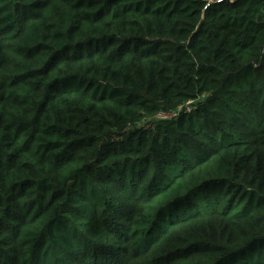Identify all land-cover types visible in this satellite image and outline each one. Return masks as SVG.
Masks as SVG:
<instances>
[{
	"label": "trees",
	"instance_id": "trees-1",
	"mask_svg": "<svg viewBox=\"0 0 264 264\" xmlns=\"http://www.w3.org/2000/svg\"><path fill=\"white\" fill-rule=\"evenodd\" d=\"M133 263L264 264V0H0V264Z\"/></svg>",
	"mask_w": 264,
	"mask_h": 264
},
{
	"label": "built area",
	"instance_id": "built-area-1",
	"mask_svg": "<svg viewBox=\"0 0 264 264\" xmlns=\"http://www.w3.org/2000/svg\"><path fill=\"white\" fill-rule=\"evenodd\" d=\"M191 102H188L187 104V112H191ZM160 118H171V117H175L176 116V113H160L158 115Z\"/></svg>",
	"mask_w": 264,
	"mask_h": 264
},
{
	"label": "rangeland",
	"instance_id": "rangeland-1",
	"mask_svg": "<svg viewBox=\"0 0 264 264\" xmlns=\"http://www.w3.org/2000/svg\"><path fill=\"white\" fill-rule=\"evenodd\" d=\"M134 264V263H133Z\"/></svg>",
	"mask_w": 264,
	"mask_h": 264
}]
</instances>
